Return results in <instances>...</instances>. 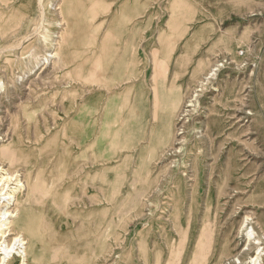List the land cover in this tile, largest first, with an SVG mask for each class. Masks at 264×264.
<instances>
[{"label": "rangeland", "instance_id": "1", "mask_svg": "<svg viewBox=\"0 0 264 264\" xmlns=\"http://www.w3.org/2000/svg\"><path fill=\"white\" fill-rule=\"evenodd\" d=\"M183 2L193 19L184 47L178 49L183 53L184 96L172 125L173 136L149 163L115 177L96 175V169L89 175L76 174L78 170L71 174L70 152L69 161H63L58 127L71 100L60 75V40L67 23L63 0H0V145L19 152L10 166L31 189L23 195L21 211L30 205L53 223L64 220L47 224L62 226L61 230L49 227L45 236L51 256L47 264H156L157 256L159 264H192L207 205V232L217 245L206 264H219V257L239 253L246 234L252 232L260 238L258 253L264 256V0ZM42 34L49 35L47 42ZM48 50L57 52V57L50 64L42 63ZM216 63L223 66L197 92L195 105L187 107L198 82ZM50 137L57 139L52 150ZM168 172L172 178L166 176ZM181 172L191 180L180 181ZM117 179L123 182L121 190L108 191L107 183ZM152 182L158 196L147 202ZM170 189L176 190L173 194L182 203L180 227H187L188 218L195 221L186 248L177 255L180 238L170 223L162 224L175 213L166 203ZM150 209L162 219L135 220L137 212L146 214ZM148 221L150 228L144 224ZM255 255V249L249 251L247 264Z\"/></svg>", "mask_w": 264, "mask_h": 264}, {"label": "crops", "instance_id": "2", "mask_svg": "<svg viewBox=\"0 0 264 264\" xmlns=\"http://www.w3.org/2000/svg\"><path fill=\"white\" fill-rule=\"evenodd\" d=\"M62 7L67 23L59 50L61 86L71 98L58 127L63 161L70 152L71 174L89 175L93 169L96 175L132 174L130 169L149 163L170 143L168 120L174 121L171 113L180 110L184 96L178 49L184 47L192 12L184 11L183 0H63ZM164 135V144H154ZM56 140L48 139L50 150ZM107 184L114 193L123 182ZM29 206L22 215L37 228L33 257L47 264V231L62 228L47 224L64 220L53 223Z\"/></svg>", "mask_w": 264, "mask_h": 264}, {"label": "bare ground", "instance_id": "3", "mask_svg": "<svg viewBox=\"0 0 264 264\" xmlns=\"http://www.w3.org/2000/svg\"><path fill=\"white\" fill-rule=\"evenodd\" d=\"M58 9H59V7L54 8V10H58ZM60 23H59V25H60ZM42 36H43L44 41L47 42L49 35L48 34H44V35L42 34ZM50 40H52V37ZM52 43H53V40H52ZM8 48L9 47H7V49ZM51 49H52V47H51ZM0 51L2 52V50H0ZM56 53L57 52H55L53 50L46 51L45 56L43 57L42 63L50 64L51 62H53L55 60V58L57 57ZM219 66H223V64L216 63L215 66H213L210 69V71L206 74V76L198 82V87L195 89L194 94H192L187 99V105H186L187 107H191V106L195 105V103L197 101V96H198L197 92L201 91L207 85V80H209L211 78V76L215 75ZM20 78L22 79V77L19 76L18 79H20ZM0 95H1V93H0ZM171 114H172L171 115L172 118L173 117L176 118L178 112L177 113L173 112ZM168 123H169L168 133L166 134L167 136L166 135L163 136V140H161L162 144H164V140H165L164 137L165 136H166L167 140H169V138L173 136V134H172V125L173 124L172 123H174V121L172 119L170 121V119H169ZM0 139H1V137H0ZM176 150H178V148ZM18 153L19 152L17 150H15V148L12 146L2 147L0 145V264H15V263L16 264H31V263L35 264L34 263L35 257H33V252H34V247H35L34 246L35 236H37L38 234H37V232H35L36 227L32 228L31 223L29 221H26L25 216L22 215V211H21V207L24 204L23 195H24L26 189L29 187L28 186L29 183H28L27 179L25 180V178H22V175L19 174L16 169L14 170V168L10 166L11 161L16 159L15 157L18 155ZM7 159L10 160L8 163L6 161ZM166 176L168 178H172L173 173L168 172V173H166ZM180 178H181L180 181H185L184 183L187 182V179L191 180V177H190V175H188L187 172H185V173L181 172ZM197 179H198L197 176H195L193 179L194 185H193L192 189H193L194 193L192 192V194L189 196L191 203H192L191 208H190L191 213H193V203L195 200V191L197 190ZM156 189L157 188L153 187V182H152V185H150V187L148 188V191H147V193H148V196L146 199L147 202L151 201V198H154V199L157 198L158 195L156 193L154 195V190L156 192ZM30 190L31 189L29 187L28 191H30ZM176 190H177V188H176ZM176 190H174V191H176ZM174 191H172L171 189L169 190L168 195H167L168 200H166L167 201L166 203L169 204L172 208H175V211H174L175 213H174V215H172V219H170V217L168 216L167 219H165L162 222V224L166 225L167 223H170L172 230L174 231L176 236L180 238V241L178 242V245H177L178 246L177 247V253H176V255H177V254H179L178 253L179 249H181V248L185 249L186 248L187 243L185 241L187 240L189 230L193 231V229L195 228V221L192 222L188 218L187 227H185V228L180 227V220H181L180 214L181 213L178 212V209H179V207H181L182 203L180 204V201H179L180 199L178 197H176L175 193L173 194ZM144 192H145V190H144ZM184 197H185V194H184ZM162 200H164V199H162ZM139 201H140V199L137 200L136 205L141 204V203L139 204ZM206 209L207 210H206V215H205V219H204V225H202L200 232H199V235H198V238H197L196 243H195L192 264H206L207 263V260H206L207 256H208L210 250L213 249L215 244H216L214 241H212V238L208 235V232H207V231H209L208 228L210 227V219H209L210 205H207ZM159 213L161 214L164 212L160 211ZM161 215H163V214H161ZM137 216L139 218H137ZM150 216H153V218H155L156 221H158L159 219H162V218H160L161 216L156 218L157 214L153 211V209H150V213H146V214H143L141 212H137L135 214V220L145 219L146 217H147V219H149ZM246 219H248V217H246ZM135 222H137V221H135ZM190 222L192 223V226H191ZM144 224H147V228L151 227V223H149V221L147 223H144ZM158 226H159V224H158ZM254 234H255L254 232H252L251 234L250 233L246 234L244 246L239 253L235 254L234 256H232L230 258L229 257L228 258L219 257L218 258V260H220L219 264H226V263H228V264H230V263H232V264L233 263L234 264H247V261H245V256L248 255L249 251H251L253 249L256 250V255L254 257L250 258V260L248 261V264L249 263L250 264H264V256L260 255L261 253L260 254L258 253V251L262 245V242H259L260 238ZM252 235H254V236L251 237ZM182 237H183V241H182ZM140 247H141V245H140ZM140 252L144 253L141 251V248H140ZM172 252H173V250L171 251V254H172ZM158 253L159 252H157V254ZM29 261L31 263H29ZM159 263H160V259L157 256L156 257V264H159Z\"/></svg>", "mask_w": 264, "mask_h": 264}]
</instances>
